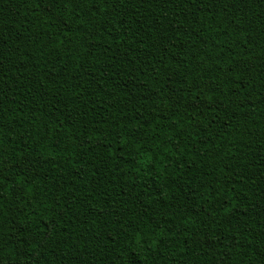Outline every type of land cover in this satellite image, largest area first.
Listing matches in <instances>:
<instances>
[{
  "label": "trees",
  "instance_id": "trees-1",
  "mask_svg": "<svg viewBox=\"0 0 264 264\" xmlns=\"http://www.w3.org/2000/svg\"><path fill=\"white\" fill-rule=\"evenodd\" d=\"M0 264H264V0H0Z\"/></svg>",
  "mask_w": 264,
  "mask_h": 264
}]
</instances>
